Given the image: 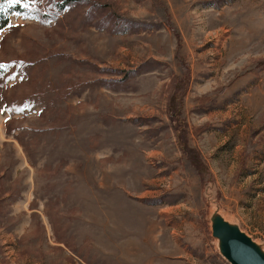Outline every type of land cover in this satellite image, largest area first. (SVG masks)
I'll return each instance as SVG.
<instances>
[{
  "label": "rangeland",
  "instance_id": "obj_1",
  "mask_svg": "<svg viewBox=\"0 0 264 264\" xmlns=\"http://www.w3.org/2000/svg\"><path fill=\"white\" fill-rule=\"evenodd\" d=\"M56 10H0V264L264 263V0Z\"/></svg>",
  "mask_w": 264,
  "mask_h": 264
},
{
  "label": "trees",
  "instance_id": "obj_2",
  "mask_svg": "<svg viewBox=\"0 0 264 264\" xmlns=\"http://www.w3.org/2000/svg\"><path fill=\"white\" fill-rule=\"evenodd\" d=\"M79 0H0V10L7 7L8 13H30L33 9H38L45 3V6L54 4L57 12L63 11L68 6ZM4 3V4H3ZM3 4V5H2ZM48 14H44L46 16ZM8 15L0 13V30L8 25Z\"/></svg>",
  "mask_w": 264,
  "mask_h": 264
},
{
  "label": "water",
  "instance_id": "obj_3",
  "mask_svg": "<svg viewBox=\"0 0 264 264\" xmlns=\"http://www.w3.org/2000/svg\"><path fill=\"white\" fill-rule=\"evenodd\" d=\"M231 264H264L254 256L251 243L244 237H233L224 242Z\"/></svg>",
  "mask_w": 264,
  "mask_h": 264
},
{
  "label": "bare ground",
  "instance_id": "obj_4",
  "mask_svg": "<svg viewBox=\"0 0 264 264\" xmlns=\"http://www.w3.org/2000/svg\"><path fill=\"white\" fill-rule=\"evenodd\" d=\"M150 242H154L155 241V237L153 236H149Z\"/></svg>",
  "mask_w": 264,
  "mask_h": 264
}]
</instances>
